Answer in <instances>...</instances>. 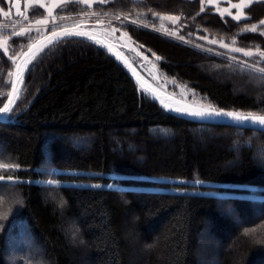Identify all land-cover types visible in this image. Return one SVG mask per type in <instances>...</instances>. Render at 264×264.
Instances as JSON below:
<instances>
[{"label":"trees","instance_id":"1","mask_svg":"<svg viewBox=\"0 0 264 264\" xmlns=\"http://www.w3.org/2000/svg\"><path fill=\"white\" fill-rule=\"evenodd\" d=\"M98 8L139 18L144 24L121 25L132 42L159 57L163 72L188 83L213 107L264 115V73L233 57L252 59L235 48L264 52V0L250 4L238 21L204 0H108ZM166 15L179 17L174 26L182 37L224 40L230 50L218 49L232 57L154 29ZM252 25L255 32L244 30ZM13 41L21 46L25 40ZM126 52L140 67L131 54L136 50ZM15 64L0 48V107ZM10 118L0 121V153L18 165L16 176L28 180L7 183L20 193L21 210L6 222L0 219V264L17 261L8 257L12 249L19 264H35L36 249L44 254L43 264H77L66 253L72 235L80 241L79 255L94 264H129L125 210L133 211L135 235H142L146 247L139 264H203L208 257L215 264H264V131L173 115L111 55L77 38L36 56ZM49 175L66 184L33 181ZM158 178L204 181L233 193L157 190L191 186ZM80 181L103 186L67 184ZM110 182L117 186L109 188ZM3 189L0 184V195ZM199 236L218 240V250L198 249Z\"/></svg>","mask_w":264,"mask_h":264},{"label":"rangeland","instance_id":"2","mask_svg":"<svg viewBox=\"0 0 264 264\" xmlns=\"http://www.w3.org/2000/svg\"><path fill=\"white\" fill-rule=\"evenodd\" d=\"M108 0H23V9L24 16L23 17H15L12 9V0H0V48L6 53V55L10 58L11 62H15L18 60L20 55L38 38L45 35L46 33L57 30L59 28H64L68 26H74L77 24H85L107 36L116 42L124 45L125 47L133 50L135 49L138 53L131 52L133 58L139 64L143 72L158 86L170 91L176 96L192 102L201 106H208L212 103L209 99L192 88L188 83H184L179 81L178 79L167 75L159 68V64L157 58L148 56L146 52H144L138 45L134 44L129 37V35L123 31L121 25L125 22H132L138 24H144L139 18L131 17V16H123L120 11H115L110 8H98L96 9V5L107 3ZM259 0H246L248 6L253 2ZM205 5L213 7L215 11L223 15H228V11L232 13L230 16H235L237 13L236 8H232V4H239L240 0H212L211 3L208 0H204ZM42 5V7H41ZM79 7H82L83 10H80ZM247 8V7H246ZM243 9V17L246 16L245 10ZM227 9L228 11H225ZM8 13V15H5ZM169 17H177L166 15L162 19V26L153 27L154 29H158L162 33L171 35L176 38L182 37L179 30L174 26L176 20L173 22ZM44 21V23H36V21ZM116 22V23H115ZM119 22L120 24H117ZM22 33V34H21ZM174 33V35L172 34ZM16 37H21L25 41L21 46L13 45V39ZM181 39V38H180ZM205 41L200 39H191L183 36V41L194 43L196 46L206 48L210 51H213L219 55L230 56L227 52H223V49H218V47L229 49L228 43L224 40L218 39H209L208 37L204 38ZM215 41V43H212ZM221 44L228 45V47H222ZM217 47V48H216ZM7 49V51H5ZM222 50V51H221ZM244 51H251L253 55L251 56L253 59L251 60H243L238 57H235L237 60L242 63L250 65L254 69L264 68V58H262V62H256L254 58L259 59V50H248L243 49ZM249 59V58H248ZM263 63V64H262ZM196 143L202 144L203 139L197 138ZM204 144V143H203ZM205 148V147H203ZM0 164H9L16 165L8 156L0 153ZM19 170V167L16 168H0V176H4L3 180H0V184L4 185V189L0 195V219H4L6 222L8 219L18 214L21 210V205L18 203L20 201V193L17 190L10 188L8 184H15L17 181H26L28 179H22L16 176L14 173ZM56 174L60 173L61 170H56ZM77 171H69V173ZM11 177V179H9ZM157 181L171 183L173 185L176 184H190L189 188H176V187H156L157 190H165V191H173V192H191L198 194H214V195H228L233 192L229 191H220L216 189L218 185L214 183H208L204 181H186L183 179L176 178H158ZM38 184L42 185H62L66 184L57 176L51 177L50 175L46 178H37L33 180ZM51 182V183H49ZM8 183V184H7ZM79 184L81 186H103L101 184H96L93 182H67V184ZM110 187H116L117 185L110 182L107 184ZM201 186L209 187L207 190L200 188ZM247 189L257 190L258 187H247ZM52 192L47 193L48 196H52ZM242 195H251V193H243ZM133 211L125 210L122 216L123 221V232L125 234V240L128 242V251L126 250V255L129 264H139L141 261L146 259L147 254L144 252L145 245L142 244V235L139 237L135 235L136 225L134 224V220L132 218ZM70 234H72L70 232ZM79 239L76 236H71V239H68L67 244L68 247L66 249L67 256L72 260L76 261L77 264H94L93 258H88L86 254H80L79 251ZM218 240L206 239L201 236L198 237L197 246L200 248H208L211 250L212 254H214L218 250L219 245ZM225 247L230 244L228 240L223 241ZM14 249L11 250V253H8V257L14 261V257L17 256V261L13 264H19L18 255L15 254ZM10 252V250L8 251ZM78 252V253H77ZM34 254L38 256L37 262H33L35 264H43L42 257L44 256L43 252L40 249L34 250ZM198 256V253H196ZM207 264H215L213 257L206 258ZM203 263V264H206Z\"/></svg>","mask_w":264,"mask_h":264},{"label":"water","instance_id":"3","mask_svg":"<svg viewBox=\"0 0 264 264\" xmlns=\"http://www.w3.org/2000/svg\"><path fill=\"white\" fill-rule=\"evenodd\" d=\"M12 8L15 17L24 16L23 0H12ZM65 30H67L68 32H83L85 33V35L83 36L65 35ZM53 32H55L56 35H53ZM70 38H77L90 42L98 46L102 50H104L109 55H111L128 72L131 78L136 82L139 88L148 97H150L154 102L160 105L164 110H166L167 112L173 115L200 123L229 125L240 128H250V129H257L264 131V126H258V125L242 126L239 122L233 121L228 117H223V116L197 117L175 111L176 108H183V109H187L188 111H195L205 106L197 105L192 102L186 101L170 93L169 91L163 89L162 87L158 86L145 73H143L141 69L131 60L129 55L125 52V50L128 49L127 47L116 42L115 40L111 39L105 34L98 32L92 28L86 27L83 24L68 26L48 32L47 34L43 35L42 37L34 41L21 54V56L18 58L16 62V65H21L22 67H25V71L22 73V75L18 77L17 67L15 65L12 75L11 89L4 103V104H9V108L11 110L8 113H0V121H8L10 119L12 120V118L10 117L18 103L19 97L21 95L25 83L27 72L32 62L36 58V56L47 47L62 40H66ZM29 49H31V51H29ZM25 53H27V55H25ZM9 99H11L12 101L11 103H9ZM4 104L0 108H3ZM166 104L169 105V107L166 108L165 107Z\"/></svg>","mask_w":264,"mask_h":264},{"label":"snow or ice","instance_id":"4","mask_svg":"<svg viewBox=\"0 0 264 264\" xmlns=\"http://www.w3.org/2000/svg\"><path fill=\"white\" fill-rule=\"evenodd\" d=\"M85 2H87V0H85ZM209 3L212 2V0H208ZM42 7V5H41ZM232 8H236L238 11L236 13L235 16H233L234 20H240L243 17V9L248 7V3L246 2V0H240L239 4H232L231 5ZM201 11H203V8H201ZM225 11H228L227 9H225ZM5 15H8V13H5ZM221 15H223V12H221ZM228 15H232V13L230 11H228ZM169 19H171L173 22H175L176 20L179 19V17H169ZM36 23H44V21H36ZM260 24L264 25V20L260 21ZM245 31H252L255 32L257 30V26L256 25H252L251 28H247L244 29ZM22 34V33H21ZM174 35V33H172ZM53 35H56L55 32H53ZM65 35H77V36H83L85 35V33L83 32H68L67 30H65ZM181 39H183V37H180ZM212 43H215V41H212ZM222 47H228V45L225 44H221ZM5 51H7V49H5ZM29 51H31V49H29ZM233 51H238V52H244L245 56H252L253 53L251 51H244L243 49L240 48H235L233 49ZM25 55H27V53H25ZM259 56L261 58H264V52H259ZM157 59H159V57H157ZM17 67V74L18 77L20 75H22V73L25 71V67H22L21 65H16ZM256 71L260 72V73H264V68H258L255 69ZM22 83V80H21ZM3 101L0 100V103H2ZM11 99H9V103H11ZM165 107H169V105H165ZM11 109L9 108V104H4L3 108H0V113H8ZM175 111L177 112H181V113H186L188 115H192V116H197V117H206V116H216V117H228L233 121L239 122L242 126L245 125H258V126H264V115H258L252 112H249L247 114L241 113V112H237V111H224L223 109H217L211 105H208L207 107H201L198 110L195 111H188L187 109H183V108H176ZM18 167V165H9V164H0V168H16ZM4 176H0V180H3ZM9 179H11V177H9ZM51 183V182H49ZM19 203V201H18Z\"/></svg>","mask_w":264,"mask_h":264},{"label":"flooded vegetation","instance_id":"5","mask_svg":"<svg viewBox=\"0 0 264 264\" xmlns=\"http://www.w3.org/2000/svg\"><path fill=\"white\" fill-rule=\"evenodd\" d=\"M85 25V24H84ZM86 27H89V26H87V25H85ZM89 28H91V27H89ZM93 29V28H92Z\"/></svg>","mask_w":264,"mask_h":264}]
</instances>
